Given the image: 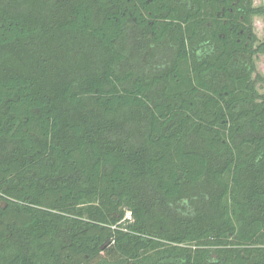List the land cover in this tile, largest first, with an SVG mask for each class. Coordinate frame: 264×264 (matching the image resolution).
I'll list each match as a JSON object with an SVG mask.
<instances>
[{
    "label": "trees",
    "instance_id": "16d2710c",
    "mask_svg": "<svg viewBox=\"0 0 264 264\" xmlns=\"http://www.w3.org/2000/svg\"><path fill=\"white\" fill-rule=\"evenodd\" d=\"M257 16L0 0V264H264Z\"/></svg>",
    "mask_w": 264,
    "mask_h": 264
},
{
    "label": "rangeland",
    "instance_id": "374dc122",
    "mask_svg": "<svg viewBox=\"0 0 264 264\" xmlns=\"http://www.w3.org/2000/svg\"><path fill=\"white\" fill-rule=\"evenodd\" d=\"M257 5L264 4V0H255ZM255 32L257 33L260 41H264V16H257L255 18ZM259 68L264 73V55L259 57ZM260 91L264 94V85L260 87ZM128 212V216H129Z\"/></svg>",
    "mask_w": 264,
    "mask_h": 264
}]
</instances>
